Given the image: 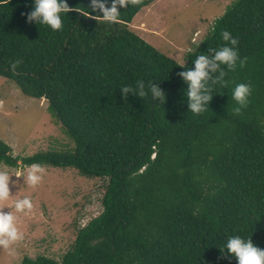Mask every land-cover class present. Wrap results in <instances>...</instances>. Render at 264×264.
<instances>
[{"label":"trees","instance_id":"1","mask_svg":"<svg viewBox=\"0 0 264 264\" xmlns=\"http://www.w3.org/2000/svg\"><path fill=\"white\" fill-rule=\"evenodd\" d=\"M153 1L120 8L118 21L107 23L91 0H67L79 12L62 13V30L53 31L22 15L34 0H0V76L45 98L74 143L72 151H37L22 164L108 178L101 212L77 230L61 260L25 255L18 264H238L226 252L221 258L233 236L264 249V0H233L184 63L127 27ZM225 30L247 64L225 68L227 86H213L208 110L196 116L177 73L224 46ZM141 80L146 91L150 83L162 88L166 101L150 92L125 100L121 88ZM240 83L252 93L235 115L231 97ZM16 160L0 138V164Z\"/></svg>","mask_w":264,"mask_h":264},{"label":"rangeland","instance_id":"2","mask_svg":"<svg viewBox=\"0 0 264 264\" xmlns=\"http://www.w3.org/2000/svg\"><path fill=\"white\" fill-rule=\"evenodd\" d=\"M233 0H154L142 7L127 27L160 52L184 63L193 48V37L201 40L213 21ZM0 138L17 157L15 166L0 164L11 177L9 207L28 197L33 210L13 214L24 240L15 246V255L0 250V264H18L27 255H45L61 260L73 245L77 230L102 210L106 177H87L72 167L40 164L43 179L35 188L24 182L28 165L21 158L37 151H72L73 141L50 114L45 98L23 94L14 80L0 76ZM19 174L21 177H17ZM5 207L6 213L11 212Z\"/></svg>","mask_w":264,"mask_h":264},{"label":"clouds","instance_id":"3","mask_svg":"<svg viewBox=\"0 0 264 264\" xmlns=\"http://www.w3.org/2000/svg\"><path fill=\"white\" fill-rule=\"evenodd\" d=\"M144 0H112L111 7H108L105 0H91L90 7L94 12H102L99 16L107 23H116L119 18V9L127 8L129 5L136 7L142 5ZM77 11L69 7L67 0H34V8L29 13H22L27 17L29 24L35 22L38 25H46L53 31H60L63 27L61 14ZM84 16H89V13L80 12ZM97 17H95L96 19ZM222 39L225 42L224 46L219 49L210 48L209 54L200 55L194 61V68H189L185 71L177 73L187 84L185 95L189 111L194 115L199 116L204 114L209 104L213 99V86H227L225 76L228 71H234L237 67V61L241 68L247 64V58L240 59L236 46L238 39L233 38L231 33L223 31ZM200 33L197 32L193 37V43L200 44ZM22 63L17 59L11 62L10 67L13 72ZM182 68L183 65H180ZM123 98L128 99V94L132 93L139 98H145L151 94L153 100L164 102L167 97L162 88L156 83H150L146 91L144 81H137L136 88L124 86L121 88ZM252 93L251 85L240 83L235 86L232 93V100L238 105L233 109L235 115L242 114V109L246 108L249 103V96ZM2 104V102H0ZM45 173L44 167L39 164H32L27 169V175L24 182L30 187L35 188L43 179ZM21 177L19 174L16 175ZM12 175L4 169L0 168V250L6 252L9 256L15 255V246L24 240V233L17 227V216L13 214L12 208L16 213L31 212L33 210V202L30 198L25 197L14 202L12 207H9L7 201L12 197L10 183ZM5 207H9L11 212L6 213ZM221 258H227L225 252L235 257L238 264H264V249L255 246L250 239L244 240L240 236L230 237L225 248H220Z\"/></svg>","mask_w":264,"mask_h":264},{"label":"built area","instance_id":"4","mask_svg":"<svg viewBox=\"0 0 264 264\" xmlns=\"http://www.w3.org/2000/svg\"><path fill=\"white\" fill-rule=\"evenodd\" d=\"M154 155H155V153H153V154L151 155V158H153V157H154Z\"/></svg>","mask_w":264,"mask_h":264},{"label":"crops","instance_id":"5","mask_svg":"<svg viewBox=\"0 0 264 264\" xmlns=\"http://www.w3.org/2000/svg\"><path fill=\"white\" fill-rule=\"evenodd\" d=\"M148 6V5H147Z\"/></svg>","mask_w":264,"mask_h":264}]
</instances>
